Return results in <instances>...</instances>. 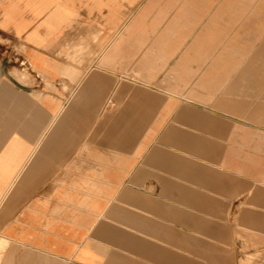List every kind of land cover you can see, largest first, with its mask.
<instances>
[{"label":"crops","instance_id":"crops-1","mask_svg":"<svg viewBox=\"0 0 264 264\" xmlns=\"http://www.w3.org/2000/svg\"><path fill=\"white\" fill-rule=\"evenodd\" d=\"M0 264H264V0H0Z\"/></svg>","mask_w":264,"mask_h":264},{"label":"bare ground","instance_id":"bare-ground-1","mask_svg":"<svg viewBox=\"0 0 264 264\" xmlns=\"http://www.w3.org/2000/svg\"><path fill=\"white\" fill-rule=\"evenodd\" d=\"M3 242H2V240L0 239V256H1V251L3 250Z\"/></svg>","mask_w":264,"mask_h":264}]
</instances>
